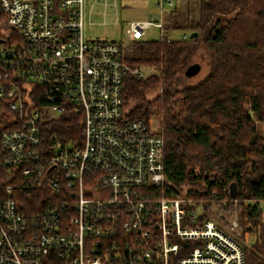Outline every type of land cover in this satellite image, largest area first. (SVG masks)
Returning a JSON list of instances; mask_svg holds the SVG:
<instances>
[{
  "label": "built area",
  "instance_id": "2783aa9c",
  "mask_svg": "<svg viewBox=\"0 0 264 264\" xmlns=\"http://www.w3.org/2000/svg\"><path fill=\"white\" fill-rule=\"evenodd\" d=\"M86 1L0 0V264H245L237 218L223 230L191 198L161 194L164 138L123 93L144 72L120 43L86 38ZM180 1L128 22L129 43L164 33ZM68 114L78 137L44 147L42 125ZM28 190L46 191L40 205Z\"/></svg>",
  "mask_w": 264,
  "mask_h": 264
},
{
  "label": "trees",
  "instance_id": "16d2710c",
  "mask_svg": "<svg viewBox=\"0 0 264 264\" xmlns=\"http://www.w3.org/2000/svg\"><path fill=\"white\" fill-rule=\"evenodd\" d=\"M196 1L199 20L189 27L196 38L141 40L123 47V60L132 69L156 71L144 78L127 74L124 98L132 118L160 124L166 176L161 194L179 198L190 187L185 197L202 205L207 216L213 206L237 214L243 238L258 234L253 247L243 246L245 264H264V136L259 129L264 125V0ZM199 43L211 55L212 70L203 81L179 88L192 44ZM156 91L160 94L150 98ZM81 120L68 114L43 124L44 147L78 137ZM232 184L238 189L235 199ZM24 194V201L36 207L46 191Z\"/></svg>",
  "mask_w": 264,
  "mask_h": 264
},
{
  "label": "rangeland",
  "instance_id": "374dc122",
  "mask_svg": "<svg viewBox=\"0 0 264 264\" xmlns=\"http://www.w3.org/2000/svg\"><path fill=\"white\" fill-rule=\"evenodd\" d=\"M157 2L158 0H87L84 6V34L86 38L91 40L116 41L123 45L124 48L128 47L130 43L125 32L126 24L130 21H148L152 16L158 17L159 8L157 7ZM175 10V14H171ZM175 10L170 13L174 15L172 19H168L169 14L165 17V29L169 28L168 32L165 30L163 33L155 27H151L144 39L147 41H157L160 40L162 34H168L173 38H180L184 34H189L190 36L192 31L189 27L194 26L199 20L198 2L196 0H182L178 3ZM173 26H177L178 29L173 30ZM211 61L210 53L202 44H192V54L188 59L184 75L182 74L179 77L176 85L179 88H184L203 81L212 70ZM194 64H199L201 70L197 75L188 77L186 70ZM139 69L143 70L145 77L156 72L153 69L143 67ZM159 94L160 91H156L151 94L150 98L153 99ZM176 108L179 109L180 104H177ZM150 121L159 129L160 124L157 120L152 118ZM259 129L261 135L264 136V125H261ZM189 189L191 188L184 187L182 195L185 196ZM212 208V213L209 214L210 218L219 224H222L220 219L223 218L226 221V230H229L230 224L235 218L238 219L237 214L230 215V213L221 212L217 206H213ZM261 210L262 222L264 223V202L261 204ZM240 232L242 235L244 234L241 227ZM257 241V233H245L244 238L238 239V242L242 246L248 248L253 247Z\"/></svg>",
  "mask_w": 264,
  "mask_h": 264
},
{
  "label": "water",
  "instance_id": "95a60500",
  "mask_svg": "<svg viewBox=\"0 0 264 264\" xmlns=\"http://www.w3.org/2000/svg\"><path fill=\"white\" fill-rule=\"evenodd\" d=\"M197 33H193L191 34V39H194L197 37ZM201 70V66L199 64H194L192 66H190L187 70H186V75L188 77H193L195 75H197ZM238 195V189H237V185L236 184H232L230 187V196L231 198L235 199Z\"/></svg>",
  "mask_w": 264,
  "mask_h": 264
}]
</instances>
